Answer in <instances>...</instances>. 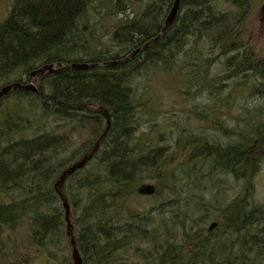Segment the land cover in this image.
Here are the masks:
<instances>
[{"label":"trees","instance_id":"16d2710c","mask_svg":"<svg viewBox=\"0 0 264 264\" xmlns=\"http://www.w3.org/2000/svg\"><path fill=\"white\" fill-rule=\"evenodd\" d=\"M173 2L10 0L0 22V86L8 80L29 83V74L48 64L58 69V63L123 60L158 36ZM251 8V0H179L165 33L125 63L44 73L34 92L16 89L0 98V227L23 226L31 246L44 253L48 248L69 251L72 259L80 255L82 264H242L245 251L234 256L232 241L248 235L251 246H243V239L241 247L254 252L261 246L256 237L264 236V221L259 235L251 234L259 218L249 202L238 198L221 213V223L211 220L216 229L209 232L202 222L215 217L212 208L185 202L188 177L179 172L189 166L196 181H203L201 168L206 167L210 174L253 179L264 162V122L255 118H261V110L249 114L244 108L243 118L231 117L234 126L245 128L223 141L205 135L202 143L178 123L177 142L169 137L161 143L149 137L156 120L139 82L153 72L174 77L180 64L190 74L220 65L231 84L240 80L236 94L249 88L250 96H264V48L252 49L242 35ZM181 73L184 87L187 82L194 90L204 85L195 75ZM216 80L213 75L207 83ZM217 116L211 125L223 133L233 130ZM146 180L156 188L155 202L146 211L158 216L156 226L134 219L138 214L127 205ZM173 199L183 201L188 211L179 228L163 218L177 212ZM191 213L201 224L190 221ZM159 231L169 239L171 232L172 242L164 243ZM136 241L147 246L135 248Z\"/></svg>","mask_w":264,"mask_h":264},{"label":"rangeland","instance_id":"374dc122","mask_svg":"<svg viewBox=\"0 0 264 264\" xmlns=\"http://www.w3.org/2000/svg\"><path fill=\"white\" fill-rule=\"evenodd\" d=\"M251 3L252 8L250 13L244 19L241 25V28H243L242 35L244 38H248L252 49L262 50L264 48V14L259 10V8L264 4V0H251ZM9 8L10 0H0V22L5 19ZM98 32H100V30ZM104 41L106 42V40ZM207 57H212V55H208ZM200 59L201 55H199L198 60ZM221 69H223L222 66L215 65L210 72H207L204 67L198 69L196 72H191L190 74L187 72V66L180 64L179 68H176V70L180 72H177L178 75L174 77H169L165 73L153 72L149 73L148 76L140 80V95L143 99H148L150 101L153 107L151 116L156 120V124L154 125L156 128L155 133H149V137H152L151 140L161 143H168L167 140L170 137L173 143L177 142L178 135L180 134V126H178V123L191 128L193 133L199 136V139H201V136L205 135H211L215 138H219L221 141L232 138L235 132L241 131V129L243 130L245 127L243 125L240 127L234 126L231 117H234L233 120L237 119L238 116L243 118V112L241 109L244 108L247 109V113H252L257 109L261 110V118H255L256 120L262 119L260 121L261 123L264 122V96H250L251 90H249V88H247V91L244 93L239 92L236 94L238 92L237 89L241 84L240 80L235 82V84H231L229 82L230 80H227L225 75L221 74ZM181 72H187L185 74L189 75L188 78H190L192 75H195L196 77L200 78L199 82H197L200 84V81L203 80L204 85L197 86L194 90L193 87H191V85L187 82V86L184 87V80H186V78ZM19 75L20 79L24 81L25 75L22 74V72H18L17 76ZM213 75L216 76L217 80L209 85L207 81ZM10 81L13 80H8V82ZM27 84L29 83L27 82ZM233 91L235 94L231 98L230 94ZM213 94L214 98H212ZM219 102H221V104L223 103L225 107L229 106L227 107L228 110L225 107H220ZM219 107L220 109L217 110ZM229 108L232 109L230 113ZM153 111L155 112V117ZM216 116L221 120H225V123L227 124L226 127L233 130L223 133L224 129H219L217 126L211 125L210 122L212 118ZM226 118L228 120H226ZM157 130L159 132L158 134L156 132ZM182 139L183 138L181 137L179 141L181 142ZM201 142L203 143L202 139ZM142 144L143 141L140 143V146ZM204 149L205 151L208 150L207 146H205ZM201 156L203 155H199L193 162L198 160ZM199 164L201 167L203 166L202 163ZM188 167L187 169H180L179 172L180 175H185L188 177L186 183L187 187L185 190L186 195H183L182 197L185 198V202L197 200L198 206L204 207L202 206V204H204L212 208L210 211L215 217L210 218L208 221L202 222L205 224L206 228L212 219H216L221 223L223 221L220 218L221 213H226V208L231 203H233L238 198H242L244 202H249L248 204L250 205V208L259 218L258 223L251 227V234H255L256 236L259 235L260 228L262 227L260 226L261 222L264 221V162L262 165H260L259 171L256 173L253 179H247V176H245L246 180L240 179L241 181L235 180L234 178L225 175V173L219 175L213 173L210 174L207 172L206 167H200L204 172L203 181H196L197 179L193 171L188 169ZM208 177L210 179H206ZM145 182H148V180ZM248 182L252 190L248 187ZM196 187L199 188L196 189ZM247 187L249 189H247ZM246 189L247 191H250L247 197L244 196L246 195ZM152 196L139 197L136 195L137 198L134 200L130 199L127 205L129 208H131V211L129 212L138 214V216L133 217L134 219L139 220L142 224H145L143 219L145 221L151 220L152 224L156 226L155 223L160 220L158 216L152 213L153 209L146 212L150 207H152V203L155 202ZM170 202H176L179 204V206L177 205V212L173 211V215L166 214V216L163 218H168L170 220L168 221L170 225L179 228V223L182 221L183 217L188 215L187 208L185 207L186 204L184 205L183 201L179 203L174 199L170 200ZM174 215H177V217H174ZM196 215L197 214L191 213L190 221L195 222L196 224H201L199 221H197L198 217L195 218ZM123 229L125 230V227H123ZM10 230L11 228L8 229L5 227H0V264H69L68 261L72 259V257L69 256V251L68 254L67 252L62 253L63 250L60 248H48L47 253L36 249L34 244L30 248L28 233L23 226H17L12 228L11 231ZM159 233L163 238L162 241L164 243H166L168 240L172 242L173 238L171 232H169V237H171L170 239L168 236H162L161 231H159ZM67 238L69 240V236ZM243 239V246L248 248L251 246L248 240V235L245 238H239L238 242L234 240L231 244V247L234 250L233 255L236 257L239 256L240 254L237 250L243 249L246 255L243 257L244 261L242 264H264V236L261 235L260 237H256L257 242H260L261 246H257L255 251L251 253L247 252V249L241 247ZM144 240L148 242L149 246L153 243L147 239ZM137 242L138 241L132 243V246L135 245V248L142 245L147 246L145 243L140 244V242ZM70 244H72V241L69 240V245ZM157 249L160 250L159 244H157ZM49 253H52L53 255ZM132 253L133 251L131 248L128 253L130 258ZM239 263L240 260L234 262L233 264Z\"/></svg>","mask_w":264,"mask_h":264},{"label":"water","instance_id":"95a60500","mask_svg":"<svg viewBox=\"0 0 264 264\" xmlns=\"http://www.w3.org/2000/svg\"><path fill=\"white\" fill-rule=\"evenodd\" d=\"M177 4H178V0H175V5L171 10L170 15L168 16V18L166 19V23L165 26L163 28V30L161 31V34L164 33V31L166 30V28L168 27L169 23L173 20L175 14H176V10H177ZM261 10L264 12V5L261 7ZM121 62V61H119ZM119 62H112V63H104L102 65H91V66H87V65H83L84 68H93V67H106V66H114V64H117ZM57 67L59 68L58 70H54L52 66H44L41 69H39L36 72L31 73L30 75L32 77H35V79H37L38 77H40L45 71H47L48 73H60L62 71H77L79 70V66H77L76 64H71L68 66H63L61 67V64H57ZM35 79L31 82V84L29 86L25 85V84H20L17 82L11 83L7 86H4L2 88H0V96L5 94L7 91H9L10 89H14V88H20L22 90H33L34 85H35ZM153 186L151 185H146V184H142L137 188V193L139 195H151L153 193ZM216 224L212 223L210 224V226L208 227V231H212L215 228Z\"/></svg>","mask_w":264,"mask_h":264},{"label":"bare ground","instance_id":"6f19581e","mask_svg":"<svg viewBox=\"0 0 264 264\" xmlns=\"http://www.w3.org/2000/svg\"><path fill=\"white\" fill-rule=\"evenodd\" d=\"M174 5H175V0H174V2H173V5H172V7H171V9H170V11H169V13H168V15H167V17H166V19L168 18V16L170 15V13H171V10H172V8L174 7ZM178 6H179V0H178V4H177V10H176V14H177V11H178ZM176 14H175V16H174V18H173V20L169 23V25H168V27L166 28V30L169 28V26L173 23V21H174V19H175V17H176ZM166 19H165V22H164V25H163V28H164V26H165V23H166ZM163 28L160 30V33L158 34V36H156L155 38H153L151 41H149V42H147L146 44H144L143 46H141V47H139L138 49H136V50H134L132 53H130L126 58H124L123 60H117V61H111V62H105V63H112V62H119V61H121V62H119V63H117V64H114V66H116V65H121V64H123V63H125L126 61H128L129 59H131L132 57H134L136 54H138L139 52H141V51H143V50H145L150 44H153V43H155L157 40H158V38L163 34H161V31L163 30ZM165 30V31H166ZM165 31H164V33H165ZM74 64H76L77 66H79V70H77V71H83V70H87L86 68H84L83 67V65H87V66H91V65H88V64H79V63H74ZM104 64V63H103ZM100 65H102V64H100ZM48 66H52L53 67V65H49L48 64ZM44 67V66H43ZM106 67H111V66H106ZM42 68V67H41ZM40 68V69H41ZM54 69V68H53ZM59 69V68H58ZM58 69H54V70H58ZM39 69H37V70H34V71H32L31 73H33V72H36V71H38ZM30 73V74H31ZM44 73H48L47 71H45ZM43 73V74H44ZM29 74V77L31 78V81L29 82V84H27V86H29L30 84H31V82L35 79V77H32L31 75ZM42 74V75H43ZM41 75V76H42ZM40 76V77H41ZM40 77H38L37 79H35V85H34V88H33V90H27V91H32V92H34L35 90H36V82L38 81V79L40 78ZM16 89H20V88H12V89H10L9 91H7L5 94H3V95H1L0 96V98H2V97H4V96H6L11 90H16ZM20 90H22V89H20ZM23 91H26V90H23ZM63 123V122H62ZM152 186H153V188H154V190H153V193L151 194V196L154 194V192H155V190H156V188L154 187V185L152 184ZM136 191V190H135ZM12 230V229H11ZM10 230V231H11ZM213 231V230H212ZM209 232H211V231H209ZM74 258L75 259H77V255L76 254H74Z\"/></svg>","mask_w":264,"mask_h":264}]
</instances>
